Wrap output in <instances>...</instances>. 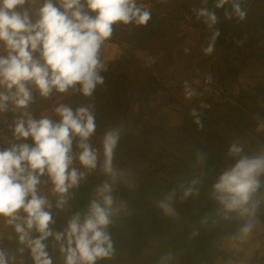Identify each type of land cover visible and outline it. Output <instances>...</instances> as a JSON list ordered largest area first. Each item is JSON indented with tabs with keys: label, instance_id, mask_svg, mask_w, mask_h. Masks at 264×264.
<instances>
[{
	"label": "clouds",
	"instance_id": "obj_1",
	"mask_svg": "<svg viewBox=\"0 0 264 264\" xmlns=\"http://www.w3.org/2000/svg\"><path fill=\"white\" fill-rule=\"evenodd\" d=\"M242 4L215 0L213 7L224 8L226 20L242 21L247 15ZM207 5L201 0L192 11L211 32L202 51L212 55L220 33L218 17ZM151 19L150 6L139 0H0V116L12 115L11 135L0 149V264H25V254L32 264H54L53 254L55 264L117 261L114 230L133 216L132 201L123 192H137L140 181L136 166L121 167L117 160L124 125L98 135L95 104L87 101L105 83L104 48L116 26L144 27ZM193 83L184 81L186 101L199 95ZM73 96L82 102H64ZM37 100L53 102L39 118L33 108ZM210 107L200 104V109ZM189 115L202 130V111L193 108ZM262 129L264 121L257 126ZM206 160V153L194 147L187 172L170 178V189L154 192L151 204L165 221L179 224L185 217L176 203L203 191L214 207L193 226L189 239L201 230H226L222 244L237 255L264 226V141L253 146L233 135L226 166L210 187ZM93 175L99 182L87 204L73 210ZM60 214L70 215L57 230ZM178 255L161 249L151 264H178Z\"/></svg>",
	"mask_w": 264,
	"mask_h": 264
},
{
	"label": "trees",
	"instance_id": "obj_2",
	"mask_svg": "<svg viewBox=\"0 0 264 264\" xmlns=\"http://www.w3.org/2000/svg\"><path fill=\"white\" fill-rule=\"evenodd\" d=\"M214 2L208 0L207 6L218 17L215 28L220 34L212 55H205L202 51L211 32L192 11L194 7L201 6V0H166L157 3L156 11L151 10L152 19L147 26L121 25L115 28L112 40L129 42L155 53L174 49L178 58H184L189 69L196 67L199 71L209 64L219 73L217 82L223 87L217 85L213 88L216 95L201 92L190 104L183 105L180 123L158 125L150 117L143 120L142 110L146 103L154 99L153 93L165 89L162 81L152 74L149 66L145 67L142 78L137 77L135 72L138 70H135L139 60L132 52L108 61V70L102 73L104 85L98 86L87 102L95 104L98 135L103 129L124 121V131L116 149L117 160L121 167L136 166L140 187L135 193L123 192L124 198L132 201L133 216L125 225L114 230L120 251L117 261L102 264H151L159 251L165 248L179 254L178 264H215L219 258L232 257L222 244L226 230H201L200 236L189 239L193 226L198 225L201 216L214 207L203 191L199 197L176 203L177 211L185 217L183 223L165 221L151 204L154 192L170 189V178L187 172L194 147L206 153L210 187L226 166L225 156L233 135L248 139L253 146L258 141H264V129L257 130L258 124L264 121V82L259 81L232 96H228L227 90V85L243 69L246 60L264 62V0H243L242 8L247 15L242 21L236 18L226 20L225 9H215ZM225 8L231 10L229 5ZM64 102L76 106L82 98L73 96ZM201 103L211 107L200 109ZM51 104L52 101L37 100L33 106L36 117L39 118L40 113ZM133 104H138L142 112L140 127L128 119ZM193 108L203 113L202 130H197L192 123L189 113ZM8 119L7 129L12 120L11 113ZM27 142L31 143V140ZM98 182L97 176L89 177L73 202V210L87 204L88 195ZM69 215L56 217L57 230L65 226ZM260 218L264 222V214ZM4 245L16 247L14 241H4ZM56 255L53 254L54 264ZM259 260V256L253 257L251 264ZM25 264H32L27 254Z\"/></svg>",
	"mask_w": 264,
	"mask_h": 264
},
{
	"label": "crops",
	"instance_id": "obj_3",
	"mask_svg": "<svg viewBox=\"0 0 264 264\" xmlns=\"http://www.w3.org/2000/svg\"><path fill=\"white\" fill-rule=\"evenodd\" d=\"M164 1L166 0H139V2L149 5L153 11L158 9L157 3ZM162 15H164V13ZM128 52H132L138 56L143 67L149 66L152 74L159 80H161L160 75H165V73L169 76L174 72L181 75V78H177L176 80L173 79V77H166L165 80L167 84L162 82L165 89L153 93L152 96L154 99L146 103L142 110L143 114L146 112L149 113L150 120L158 125H174L180 123L182 121V106L190 104L194 98H196L194 97L191 101H186L183 96L184 81H192L191 78L185 75V73L189 71V68L187 64H185L184 58H178L176 50L174 49L164 53H155L151 49L142 48L129 42H121L114 39L107 42L104 48V56L109 61L120 58L122 55H128ZM259 81L264 82V63L252 64L250 69H243V71L227 85V90L229 95L232 96L239 92V90L248 88L250 85ZM195 83H193L194 88L197 87ZM200 86L201 85L196 89L198 93L201 89ZM218 86H220V88L223 87L221 84ZM136 106L135 108L138 109L139 105L136 104ZM6 116H8V114ZM6 116H0V121ZM141 121L140 119V121L136 120L133 121V123L140 127L142 125ZM224 249L226 252L232 254V257L226 259L219 258L215 264H228V262H232V264H251L252 258L255 256L260 257V260L257 261L256 264H264V226L258 229L257 234L245 245L243 251L239 254L233 255L232 251L226 246H224Z\"/></svg>",
	"mask_w": 264,
	"mask_h": 264
},
{
	"label": "rangeland",
	"instance_id": "obj_4",
	"mask_svg": "<svg viewBox=\"0 0 264 264\" xmlns=\"http://www.w3.org/2000/svg\"><path fill=\"white\" fill-rule=\"evenodd\" d=\"M134 56H135V58L136 59H138L139 60V64H138V67L136 68V70L135 71H137L138 70V72H135V74L137 73V77H140V78H142L144 75H145V72H144V70H145V67H143V65H142V62H141V60H140V58L138 57V56H136L135 54H134ZM262 63H264V62H258V61H256V60H249V61H247L246 60V62H245V65H244V67H243V69H250L251 68V65L253 64V65H255V64H262ZM243 69L241 70V71H243ZM207 70H209V71H211L213 74H214V77L216 78V80L218 81L219 80V73L217 72V70H214L213 68H212V66H210L209 64H208V66L206 67V69H201V70H197V68L196 67H192L191 69H189V71L187 72V73H185V75L186 76H188L189 78H191L192 79V81H195L196 83V85H197V87L199 86V85H201V83H202V75H203V73L205 72V71H207ZM241 71L239 72V74L241 73ZM238 74V75H239ZM160 75V74H159ZM163 76V77H162ZM160 79H161V81L164 83V84H167V82H166V80H165V78L166 77H173V79H177V78H181V75H179V73H176V72H174V73H172L171 74V76H169V75H167L166 73H165V75H160ZM164 79V80H163ZM191 81V82H192ZM197 87H195L196 89H197ZM201 87V89L199 90V93L201 94V92H207V93H210V92H214V90L212 89H208V88H204V87H202V86H200ZM240 91V90H239ZM198 92V91H197ZM228 96H230L229 95V93H228ZM135 107H137L136 106V104H133V106H132V108H131V110L129 111V118L128 119H130V121L133 123V121H136V120H138V121H140V119H141V113H140V109H139V106H138V109H136ZM145 114V113H144ZM146 114L149 116L150 114L149 113H147L146 112ZM131 123V124H132ZM140 123V122H139ZM141 123H143V121H141ZM123 124H124V121H123Z\"/></svg>",
	"mask_w": 264,
	"mask_h": 264
},
{
	"label": "built area",
	"instance_id": "obj_5",
	"mask_svg": "<svg viewBox=\"0 0 264 264\" xmlns=\"http://www.w3.org/2000/svg\"><path fill=\"white\" fill-rule=\"evenodd\" d=\"M217 85H218V82L216 78L214 77V74L209 70L205 71L202 75V86L204 88H208L212 90ZM209 94L216 95V93L214 92H210ZM227 100H229V98H227ZM53 118L58 119L56 117H53ZM147 119H149V116L145 113L143 115V120H147ZM8 120H9L8 116H6L2 121H0V149H3L4 147L7 146L5 143L2 142L3 139L9 138L11 135L10 131L6 127Z\"/></svg>",
	"mask_w": 264,
	"mask_h": 264
}]
</instances>
